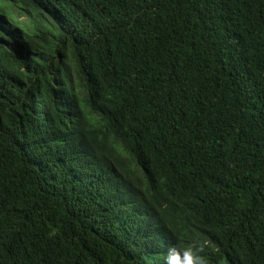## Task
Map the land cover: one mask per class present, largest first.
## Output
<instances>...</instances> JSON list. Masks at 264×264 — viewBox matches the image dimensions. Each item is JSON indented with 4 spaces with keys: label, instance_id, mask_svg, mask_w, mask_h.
Returning <instances> with one entry per match:
<instances>
[{
    "label": "trees",
    "instance_id": "trees-1",
    "mask_svg": "<svg viewBox=\"0 0 264 264\" xmlns=\"http://www.w3.org/2000/svg\"><path fill=\"white\" fill-rule=\"evenodd\" d=\"M264 264V0H0V264Z\"/></svg>",
    "mask_w": 264,
    "mask_h": 264
},
{
    "label": "clouds",
    "instance_id": "clouds-1",
    "mask_svg": "<svg viewBox=\"0 0 264 264\" xmlns=\"http://www.w3.org/2000/svg\"><path fill=\"white\" fill-rule=\"evenodd\" d=\"M167 264H193L191 256H188L187 259L177 256L175 259L169 257Z\"/></svg>",
    "mask_w": 264,
    "mask_h": 264
}]
</instances>
